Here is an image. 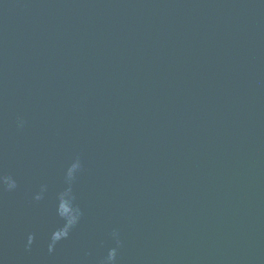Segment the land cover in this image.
Returning <instances> with one entry per match:
<instances>
[{"label": "water", "instance_id": "1", "mask_svg": "<svg viewBox=\"0 0 264 264\" xmlns=\"http://www.w3.org/2000/svg\"><path fill=\"white\" fill-rule=\"evenodd\" d=\"M0 264H264V0H0Z\"/></svg>", "mask_w": 264, "mask_h": 264}]
</instances>
